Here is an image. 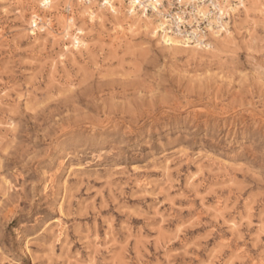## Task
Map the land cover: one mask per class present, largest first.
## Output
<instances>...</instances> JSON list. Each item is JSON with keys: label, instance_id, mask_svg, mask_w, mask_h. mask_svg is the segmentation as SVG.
Listing matches in <instances>:
<instances>
[{"label": "clouds", "instance_id": "obj_1", "mask_svg": "<svg viewBox=\"0 0 264 264\" xmlns=\"http://www.w3.org/2000/svg\"><path fill=\"white\" fill-rule=\"evenodd\" d=\"M150 2L156 9L164 6L161 0ZM166 4V11L180 14L177 20L187 13L183 23L189 25L208 8L203 0ZM138 5L143 7L140 0H129L128 6L120 0L126 15L119 23L133 36L134 26L139 28L137 43L150 63L143 64L139 54L102 51L92 59L85 53L81 65L61 71L54 87H42L35 100L25 96L26 108L0 116V264H264V54L206 58L193 72L184 62L191 50L170 47L168 33L159 28L142 27ZM212 7L221 9V16L257 9V19L264 20V0H216ZM113 62L117 67L109 71ZM172 150L232 160L236 179L222 211L229 219L238 206L258 215V236L254 229L234 227L223 242L228 231L203 209L206 223L188 231L191 221H176L183 235L173 232L176 243L161 241L155 248L135 229L99 223L86 231L79 225L91 209L65 179L66 162L79 161L81 167L87 162L102 172L134 163L130 155L146 160L164 152L175 159ZM165 227L171 230L172 224ZM171 248L178 251L172 255Z\"/></svg>", "mask_w": 264, "mask_h": 264}, {"label": "rangeland", "instance_id": "obj_2", "mask_svg": "<svg viewBox=\"0 0 264 264\" xmlns=\"http://www.w3.org/2000/svg\"><path fill=\"white\" fill-rule=\"evenodd\" d=\"M40 2H0V116L20 105L26 108L25 96L35 100L42 87H54L61 71L81 65V57L85 53L92 59L102 51L110 56L128 53L134 57L139 54L143 55V64L150 63L148 56L141 51L142 45L137 43L139 28L134 26L138 33L135 36L121 31L125 25L119 21L126 13L120 4H117L118 14L114 17L108 9H99L101 2L96 0H71L70 4L67 0H51L48 7ZM123 4L127 6V2ZM92 14L94 19L91 21ZM260 16L257 9L247 15L230 13L225 17L227 23L224 26L228 34L221 32L218 37H213L209 32L208 42L212 41L214 47L211 49L176 44L169 46L191 50L184 55V62L192 65L193 72L206 58L211 60L238 55L241 51L264 54V20L257 19ZM66 18L73 20L68 35H65L63 25ZM31 20H35L36 24L33 25ZM118 24L122 28H118ZM43 25L48 30H41ZM76 28L82 29L84 34L77 35ZM78 36L81 43L76 50L72 42ZM116 67L113 62L109 71ZM138 70H143V65H138ZM161 102L166 103L164 100ZM172 151L176 153L175 159L164 152H153L146 160L140 155H130L129 159L134 163L113 164L102 172L87 162L84 167L79 161L76 164L66 162L68 171L64 173L65 179L74 182L87 197L85 207L91 209L89 215L79 219V225L86 231L98 228L99 223L129 232L135 229L144 239L151 238L155 248L161 241L169 246L176 243L173 232L183 235L185 229L176 221L184 224L191 221L188 231L206 223L199 213V209H203L211 213L213 223H219L228 231L223 242H229L228 237L234 227H242L245 232L254 229L252 235L258 236L262 230L258 215L249 216L247 209L241 211L238 206L232 209L235 217L229 219L222 211L223 205L230 199L228 194L236 179L232 170L237 165L232 160L210 152L198 151L196 157L202 158H194L188 150ZM77 199L81 197L77 196ZM188 213L193 215L184 219ZM236 217L243 224H238ZM60 223L57 216L58 226ZM167 224H172L171 230L165 227ZM177 251L171 248L172 255Z\"/></svg>", "mask_w": 264, "mask_h": 264}, {"label": "bare ground", "instance_id": "obj_3", "mask_svg": "<svg viewBox=\"0 0 264 264\" xmlns=\"http://www.w3.org/2000/svg\"><path fill=\"white\" fill-rule=\"evenodd\" d=\"M71 0H67V3L70 4ZM79 2H81V0H78ZM85 1V0H84ZM88 2H90V0H87ZM96 2H101L99 9L102 8H106L108 9L109 12H111L113 14L114 17L117 16L118 14V6L117 4H120V0H108V5H105L104 0H96ZM124 2V0H123ZM216 1H206L203 0V3L208 5L207 11L204 12L201 16L207 17V28H208V33L206 35H201V36H196L195 38H193L191 40V37H186L185 35L181 34V31H176L174 29V25H171L172 23L170 22V20L172 22L178 23L180 21H182L183 19L181 18L180 20H177L176 17L178 16L177 13L175 15L170 14V18L167 17V15H165L164 11H161V9H156L152 7L153 12L151 14H149L148 12L145 11V8L140 7L139 5L137 6L139 9V13L142 14L141 19H144V25H142L143 27H147V26H151L152 30H156L157 28L160 29L161 32H166L168 33V38L171 40V44H176L178 46H182V47H200V48H214L213 47V42L209 40V32L210 35L213 37H218L221 32H225L226 34H228V30L224 27L227 23V21H225V17L228 16L230 13H226L225 15L221 16V9H215L212 7L213 4H215ZM41 5L44 6L45 5V0H41ZM51 3V0H47V5L49 6V4ZM81 4V3H80ZM162 4V3H161ZM129 5V0L127 3V6ZM140 5H141V1H140ZM47 6V7H48ZM45 7V6H44ZM163 10V9H162ZM67 17H72L70 15H67ZM156 20H153V18ZM91 21L92 19H94V15H90ZM146 18V19H145ZM160 19V20H157ZM41 21V20H40ZM72 19L70 18H66V22L64 25V30H65V35H68V31L71 30L73 24H72ZM118 21V20H117ZM35 20H31V23L33 25H35L36 23H34ZM48 22V21H47ZM49 24V23H48ZM118 28H122L120 24L117 25ZM41 30H48V28L46 29V26H40ZM77 32L76 34L81 36L84 34L83 30L80 28H76ZM175 30V31H174ZM48 32V31H47ZM78 37H74L73 38V42L72 45L73 47L77 50L79 49V45L81 43V39ZM206 39V40H205ZM191 44V45H190ZM84 48V47H83Z\"/></svg>", "mask_w": 264, "mask_h": 264}, {"label": "built area", "instance_id": "obj_4", "mask_svg": "<svg viewBox=\"0 0 264 264\" xmlns=\"http://www.w3.org/2000/svg\"><path fill=\"white\" fill-rule=\"evenodd\" d=\"M125 2L128 3V0H124ZM141 1V5H143V8H145V11L148 12L149 14H151L153 12L152 7H151V2L150 0H140ZM206 1H211V0H206ZM216 1V0H213ZM162 5H164L163 7H160L159 9H161V11H164L165 15H167L168 18H170V14L175 15V12H171V11H166L165 8L167 7L166 4V0H161ZM163 9V10H162ZM189 11H191L189 9ZM177 15H180L179 13H177ZM187 16V13H185L184 16H182V19H185ZM207 17L208 16H200L198 19V22L195 25H189V24H185L183 23V20L176 23L172 22L170 20V22L172 23L171 25H174V29L176 31H181L180 33L185 35L186 37H191V40L193 38H195L196 36H203L206 35L208 32V28H207ZM174 30V31H175ZM193 37V38H192Z\"/></svg>", "mask_w": 264, "mask_h": 264}]
</instances>
